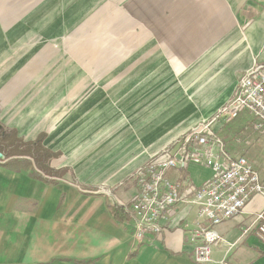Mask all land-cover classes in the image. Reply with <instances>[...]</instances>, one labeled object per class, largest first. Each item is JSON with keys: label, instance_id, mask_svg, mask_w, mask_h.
I'll use <instances>...</instances> for the list:
<instances>
[{"label": "crops", "instance_id": "1", "mask_svg": "<svg viewBox=\"0 0 264 264\" xmlns=\"http://www.w3.org/2000/svg\"><path fill=\"white\" fill-rule=\"evenodd\" d=\"M147 59L151 68L157 59L165 65L163 73L174 86L168 89L181 88L189 97L180 102L178 91L176 98L163 99L168 81L150 79L149 102L127 122L151 123L152 135L160 138L167 124L208 120L228 102L241 75L264 63V0H0V92H7L1 95L0 121L26 141L45 131L44 123H59L61 139L78 138L84 114L77 111L73 91L102 73L129 74L133 62L140 65V82ZM61 60L70 67L51 82ZM113 84L111 98L102 99L115 98ZM98 102L95 91L89 106L97 108ZM51 106H59L60 113L52 115ZM105 106L110 111L111 103ZM17 121L38 123L37 134L24 133ZM43 145L66 157L50 134ZM53 166L69 167L85 191H77L68 178L48 186L0 167V264H196L189 241L197 213L193 205L178 204L163 234L139 244L127 214L120 222L108 210V204L129 205L135 186H117L116 179L107 183L112 194L97 196L92 191L99 182L67 163ZM197 167L171 171L168 178L201 187L214 173L204 168L203 179L192 177ZM262 213L264 198L254 196L237 216L215 226L219 241L211 246L212 261L264 264V242L255 237Z\"/></svg>", "mask_w": 264, "mask_h": 264}, {"label": "built area", "instance_id": "2", "mask_svg": "<svg viewBox=\"0 0 264 264\" xmlns=\"http://www.w3.org/2000/svg\"><path fill=\"white\" fill-rule=\"evenodd\" d=\"M242 114L250 116L256 131H264V63L244 72L228 102L208 120L191 128L171 147L153 155L136 169L137 193L129 205H121L133 224L139 244L155 240L165 231L173 208L193 205L196 220L189 241L196 264L214 263L211 246L219 241L214 227L237 216L254 196L264 198V179L244 156H232L218 135ZM188 165L210 169L214 175L205 185L194 187L186 179L171 180L168 173ZM256 239L264 242V214L257 217Z\"/></svg>", "mask_w": 264, "mask_h": 264}, {"label": "rangeland", "instance_id": "3", "mask_svg": "<svg viewBox=\"0 0 264 264\" xmlns=\"http://www.w3.org/2000/svg\"><path fill=\"white\" fill-rule=\"evenodd\" d=\"M149 61L151 60L147 59L146 65L142 64V66L147 70L146 74L143 75V78L141 77L140 82V65L133 62L131 66L132 69H130L129 73L132 75L129 76V74H125L127 75L126 79L125 75L116 77V75L102 73L94 76V78L92 77L93 81L91 82L83 80L81 86L77 88V91H73V96L75 97L73 102L77 101V104H79L77 111L79 113L81 111L84 114L83 116H80L84 119V121H82L83 125L81 126L82 136L75 139H61L58 135V128L60 126L59 123H44L43 126L45 131L38 132L39 134L36 139L38 136L43 135V139L45 141L50 134L51 142L54 147L56 149L62 148L65 152H67L65 158L60 157V153L59 159L54 160L52 162V166L67 163L78 169V173L83 176V178L99 182L97 188L92 191V193L94 192V195L106 197L112 194V191L110 190L111 188L107 183L116 181V179L118 182L117 186L119 184L124 186L127 183H131L135 186L133 179L136 171L135 168L137 166L140 167V165L142 166L153 155L161 152L165 148L171 147L176 140L185 136V134L189 133L191 128L196 125L189 126V124L185 121L178 123L177 125L167 124L164 126L163 124L161 127L164 126L165 128L161 131L159 130L162 137L160 136V138H158L152 135L153 124L130 121L127 122L130 118L137 119L139 110L142 109V106L139 107L140 104H143L144 102L147 104L149 102L151 91L153 92L154 90L153 88L149 89L153 86L149 83L150 79L152 80L156 78L160 80L165 78V82L168 81V87H163L162 85L161 93H163V99L165 97L170 99L176 98L178 96V91L183 95H180L178 98V100L180 99V102L186 97H189L187 92L181 88L168 89L174 86H171L172 84L169 81L171 80L169 79L170 77L163 73V71L166 72L165 65L157 59L156 64H154L151 68ZM55 66H61V68L55 75L51 72V82L56 81L60 76H62L68 70L70 64L61 60L56 63ZM78 78L79 76L77 79ZM111 79L115 80L114 84L113 81L108 84ZM145 80H147L146 87L148 88H146L144 92L147 93V96L143 97L142 95L144 94L142 93V89L145 86ZM117 82L120 84H117ZM178 82L179 81L175 82L176 86L178 85ZM112 84L115 85V90H113L115 98L109 99V101L108 98L102 99V96H108L111 98L112 95H110V93H112V90H110V88ZM157 87L159 88L160 86H156V88ZM80 88L81 90L79 91ZM93 88L96 90L93 91ZM120 89H124V93L120 92ZM95 91H97L99 95L97 108L89 106L90 96L92 93L94 94ZM5 93L7 92H0V101H2L1 95ZM157 93H160V91H157ZM52 94H59V90H53ZM142 98L146 99L143 100ZM53 100H55V98L53 99L52 97V103ZM178 100L175 103H177ZM107 103H111L112 105V107H109L110 111L105 106ZM80 104H82V106H80ZM50 109L52 115L60 113L59 106H51ZM68 109L69 108H67V110ZM219 109H221V107ZM218 110H216V112H214L210 117H213ZM123 118L125 121H123ZM17 122L19 127L25 131L24 133L28 135L37 134L35 133V127L38 123L29 121ZM0 123L8 131L15 130L14 128L11 129L6 124L4 125L1 121ZM16 132L18 136L21 137L19 131L16 130ZM218 135L222 138L226 144L228 152L232 156L246 157L253 164V166L258 169L261 178L264 179V131H256L254 129L252 119L249 115L242 114L232 124L220 129ZM54 168L58 169L56 167ZM202 170H205L204 167H197L195 168V173L191 170L190 175L194 177L196 174L203 179L204 174H202ZM206 171L207 173L212 172L210 169L207 170V168ZM127 177L130 178L125 180ZM65 178H68V182L70 184L76 186L75 188L77 191H85V188L78 186V180H76L75 176V181L73 182L71 181L69 175ZM65 180L66 179L61 182L66 183Z\"/></svg>", "mask_w": 264, "mask_h": 264}, {"label": "trees", "instance_id": "4", "mask_svg": "<svg viewBox=\"0 0 264 264\" xmlns=\"http://www.w3.org/2000/svg\"><path fill=\"white\" fill-rule=\"evenodd\" d=\"M43 135L35 141H24L16 130H6L0 123V167L17 172H25L28 177L48 186H56L67 175L75 181L73 171L69 168L55 169L52 162L59 158L58 152H53L43 145ZM112 216L123 222L126 216L122 207L108 204Z\"/></svg>", "mask_w": 264, "mask_h": 264}]
</instances>
